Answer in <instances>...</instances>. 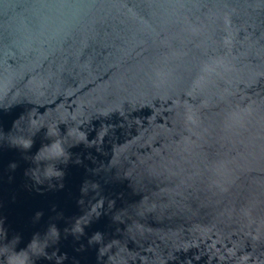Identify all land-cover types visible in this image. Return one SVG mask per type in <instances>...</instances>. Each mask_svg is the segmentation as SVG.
Segmentation results:
<instances>
[{
    "label": "water",
    "instance_id": "95a60500",
    "mask_svg": "<svg viewBox=\"0 0 264 264\" xmlns=\"http://www.w3.org/2000/svg\"><path fill=\"white\" fill-rule=\"evenodd\" d=\"M0 264H264V0H0Z\"/></svg>",
    "mask_w": 264,
    "mask_h": 264
}]
</instances>
